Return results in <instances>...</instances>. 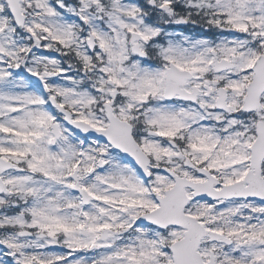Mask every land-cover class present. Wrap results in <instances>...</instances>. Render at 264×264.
<instances>
[{"label":"snow or ice","instance_id":"6c2138e0","mask_svg":"<svg viewBox=\"0 0 264 264\" xmlns=\"http://www.w3.org/2000/svg\"><path fill=\"white\" fill-rule=\"evenodd\" d=\"M0 264H264V0H0Z\"/></svg>","mask_w":264,"mask_h":264}]
</instances>
